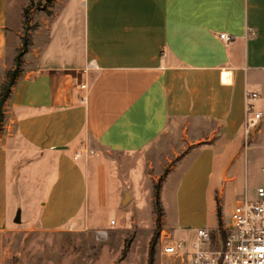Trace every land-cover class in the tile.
<instances>
[{"label": "crops", "instance_id": "crops-1", "mask_svg": "<svg viewBox=\"0 0 264 264\" xmlns=\"http://www.w3.org/2000/svg\"><path fill=\"white\" fill-rule=\"evenodd\" d=\"M10 5L0 0V91ZM50 5L3 108L0 264L18 254L8 245L15 231L107 233L112 227L98 218L104 210L90 206L91 176L109 181L113 168L132 184L139 174L130 166L151 177L148 165L162 166L181 148L159 194L172 196L162 207L164 233L186 234L179 240L190 251L199 228L215 218L220 225L227 185L239 194L242 155L259 158L254 178L264 186V0ZM248 92L257 93L251 103L262 113L250 130ZM251 133L257 152L243 146ZM251 177L244 172L246 192Z\"/></svg>", "mask_w": 264, "mask_h": 264}, {"label": "rangeland", "instance_id": "rangeland-1", "mask_svg": "<svg viewBox=\"0 0 264 264\" xmlns=\"http://www.w3.org/2000/svg\"><path fill=\"white\" fill-rule=\"evenodd\" d=\"M10 6L9 45L6 54L9 69L0 97L8 83L10 72L16 68L18 54L24 50V43L28 49V45L34 42L36 30L43 24L42 17L50 16L52 13L51 5L47 0H11ZM24 58L25 55L20 60H25ZM251 136L252 133L245 138L243 146H247L249 152H257L252 149L254 143L251 141ZM182 150V148L177 149L179 155ZM179 155L172 154L171 160L165 161L162 166L148 165L147 170L154 173L151 177L141 176L144 166L139 165L138 168L135 165L130 166L131 170H138L139 174L135 180L133 179L132 184L123 175H120L122 177L120 179L117 175L119 173L113 168L110 169V173H107V175L112 173L109 181L101 182L97 176H91L90 206L92 210H96L97 207L103 209L104 212L98 217L99 221L107 228L112 227L110 230H105L107 231L106 242H98L97 234L93 232L95 230L90 232L73 228L72 231L53 234L15 231L11 234L8 245L14 246L18 254L11 258L9 264H149L153 242L154 264H172V257L162 255V245L167 235L164 233L162 207H169L172 196L167 192H164L162 196L160 193L159 204L154 194L160 188L163 173L176 162ZM149 156L151 160L155 157V155ZM237 164L242 168V173L239 174L241 187L237 191L239 194H236L231 189L232 185H227L220 221L225 225L231 224L236 205L243 201L246 195L250 200L257 198L258 181L254 176H257L260 170L259 158L249 156L246 160V157L242 155ZM244 172L252 175L247 192L244 190ZM125 185L132 188V191L127 189L128 198L123 197L122 187ZM92 214L97 215L96 212ZM215 220L216 218L213 219V225L207 228H217ZM174 235L173 240L186 237V234L180 231Z\"/></svg>", "mask_w": 264, "mask_h": 264}, {"label": "built area", "instance_id": "built-area-1", "mask_svg": "<svg viewBox=\"0 0 264 264\" xmlns=\"http://www.w3.org/2000/svg\"><path fill=\"white\" fill-rule=\"evenodd\" d=\"M220 38L227 43L232 39L226 33ZM257 98V93H247L248 130L262 117L251 103ZM165 237L162 254L177 257L179 264H264V186L257 188L256 199L245 197L236 205L231 224L199 228L190 251L184 241Z\"/></svg>", "mask_w": 264, "mask_h": 264}, {"label": "water", "instance_id": "water-1", "mask_svg": "<svg viewBox=\"0 0 264 264\" xmlns=\"http://www.w3.org/2000/svg\"><path fill=\"white\" fill-rule=\"evenodd\" d=\"M26 53V44L24 43V50H22L17 57L16 60V68L14 70H12L9 74V80L7 85L5 86V90L2 93L1 97H0V130L2 127V121H3V108H4V103L10 93V90L12 88V86L14 85V81H15V77H16V73L20 67V59L21 57ZM129 195L126 197L128 198Z\"/></svg>", "mask_w": 264, "mask_h": 264}, {"label": "trees", "instance_id": "trees-1", "mask_svg": "<svg viewBox=\"0 0 264 264\" xmlns=\"http://www.w3.org/2000/svg\"><path fill=\"white\" fill-rule=\"evenodd\" d=\"M48 1V3H50V2H52L53 0H47ZM21 61V60H20ZM17 73H18V71H17ZM155 197L157 198V200L159 201V204H160V200H159V189H158V191H157V193L155 194ZM220 216H221V214H220ZM220 224H222L221 222H220ZM154 242L152 243V248H151V250H150V259H149V264H154V258H155V253H154Z\"/></svg>", "mask_w": 264, "mask_h": 264}, {"label": "bare ground", "instance_id": "bare-ground-1", "mask_svg": "<svg viewBox=\"0 0 264 264\" xmlns=\"http://www.w3.org/2000/svg\"><path fill=\"white\" fill-rule=\"evenodd\" d=\"M94 234H97V240L98 242H106L107 241V234L102 232L101 230H95L93 231Z\"/></svg>", "mask_w": 264, "mask_h": 264}]
</instances>
